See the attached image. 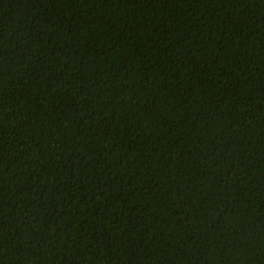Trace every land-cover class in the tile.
<instances>
[{"label":"trees","instance_id":"trees-1","mask_svg":"<svg viewBox=\"0 0 264 264\" xmlns=\"http://www.w3.org/2000/svg\"><path fill=\"white\" fill-rule=\"evenodd\" d=\"M0 264H264V0H0Z\"/></svg>","mask_w":264,"mask_h":264}]
</instances>
